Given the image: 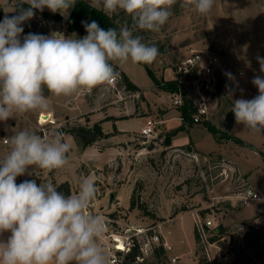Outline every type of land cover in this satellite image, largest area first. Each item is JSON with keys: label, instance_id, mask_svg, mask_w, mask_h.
Listing matches in <instances>:
<instances>
[{"label": "rangeland", "instance_id": "374dc122", "mask_svg": "<svg viewBox=\"0 0 264 264\" xmlns=\"http://www.w3.org/2000/svg\"><path fill=\"white\" fill-rule=\"evenodd\" d=\"M8 1L0 0L1 15L14 12V2ZM72 9L73 6L65 16ZM171 13L159 32L137 30L134 34L141 36L142 42L158 47L159 55L148 66L159 81L170 77L174 64L192 49L210 47L221 54V90L207 120L215 132L205 123L184 125L180 112L170 105L144 65L131 60L123 64L111 61L142 88V93L128 91L120 79L115 85L106 82L90 90L81 89L86 105L81 115L74 118L66 111L74 94L60 96L62 102L54 95V99L47 98L50 107L61 106L63 119L44 126L46 137L62 131L63 140L71 145L69 163L52 171L28 166L16 183L35 180L38 186L51 182L58 188L67 181L72 195L78 194L84 179L93 178L97 194L91 213L101 216L106 224L99 243L109 259L108 247L115 244L113 235L124 238L133 229L148 232L152 228L173 249L161 255L153 252L139 264H264V135L250 133L243 124L236 123L235 115L232 121L228 118L234 100H251L259 94L252 80L255 76L264 77L257 60V56L264 57V0H215L207 15L198 14L187 0H177ZM114 15L118 22L130 20L122 11ZM21 27V41L29 33L84 37L68 32L64 23L47 21L39 14ZM94 112L103 118L101 122L114 121L113 112L128 114L122 115L128 122L139 116L151 118L157 122L156 132L144 136L140 131H129L125 136H116L118 131L114 128L107 137L84 147L68 130L93 125ZM42 113L14 112L13 117L0 121V131L9 140L20 131L43 138L39 123ZM42 118L48 117L43 114ZM169 118L170 123L162 122ZM180 126L184 130L174 133ZM10 150V143L0 140V161ZM250 187L259 198L245 202L242 196ZM59 192L64 194V190ZM112 193L115 196L111 202ZM212 218L223 230L213 235L215 245L209 247L208 260L199 239L195 240V229ZM10 235V231L0 233V241L6 242ZM220 252L228 259H220ZM174 255L180 256L178 263L171 261ZM128 262L125 259L123 264Z\"/></svg>", "mask_w": 264, "mask_h": 264}, {"label": "clouds", "instance_id": "9594fccd", "mask_svg": "<svg viewBox=\"0 0 264 264\" xmlns=\"http://www.w3.org/2000/svg\"><path fill=\"white\" fill-rule=\"evenodd\" d=\"M177 0H90L91 7L112 17L119 12L131 19L104 30L95 22L85 24L83 38L29 33L20 36L21 25L34 16V9L59 12L62 16L76 0H27L30 6L0 22V121L13 113L47 111L45 90L54 96H71L116 79L110 61L123 64L152 63L159 54L155 44L144 43L137 30L159 32L171 16ZM200 15H207L215 0H187ZM264 73V57L257 56ZM231 76V74H228ZM252 83L259 94L251 100L233 101L237 124L250 133L264 135V77ZM10 152L0 161V264H110L99 241L106 232L101 216L88 211L96 198L94 179H84L78 194L64 195L51 183L35 180L19 184L16 178L28 166L52 171L69 163L71 145L57 133L41 137L29 131L15 133ZM35 172V169H34ZM32 174V173H30ZM35 174L39 175V172Z\"/></svg>", "mask_w": 264, "mask_h": 264}, {"label": "built area", "instance_id": "2783aa9c", "mask_svg": "<svg viewBox=\"0 0 264 264\" xmlns=\"http://www.w3.org/2000/svg\"><path fill=\"white\" fill-rule=\"evenodd\" d=\"M222 66L223 60L220 53L210 47H202L192 49L186 57L176 62L171 68L170 77H166L164 81L173 83L174 90H166V94L170 105L179 111L186 102L190 104V121L185 122V125L205 123L210 118L212 103L219 91V84L222 82ZM239 74L243 75V71H239ZM118 79H120L119 75H117L116 79L107 83L115 85ZM68 104L71 105L72 101H69ZM42 115L39 116V123L43 127L41 131L45 135L44 126L47 123H52L53 120L49 119V117L43 119ZM156 124L157 122L154 119L147 118L141 128V134L144 136L155 134ZM0 140L4 144H9V139L3 130L0 131ZM258 198V193L252 187L248 188L242 196V200L245 202ZM92 206L93 203L91 202L88 209L89 212H91ZM197 226L199 243L205 252L204 255L210 260L211 253L209 247L215 245L214 241L212 242L210 238L219 229L213 218L207 219L203 224L201 223ZM128 231L131 230L129 229ZM133 231L131 234L125 235L124 238L113 235L115 244L112 247H108L110 263L123 264L125 255L135 246L139 248L140 252L136 257V261L138 262L144 261L155 249L161 247L165 251L173 249V246L162 238V234L154 231L152 228H148V232L141 229H133ZM120 244H122V248H119ZM219 258L225 261L228 259V256L224 252H220ZM179 260L180 256L178 255L171 257L173 263H178Z\"/></svg>", "mask_w": 264, "mask_h": 264}, {"label": "trees", "instance_id": "16d2710c", "mask_svg": "<svg viewBox=\"0 0 264 264\" xmlns=\"http://www.w3.org/2000/svg\"><path fill=\"white\" fill-rule=\"evenodd\" d=\"M14 2L15 10L12 13L7 14V16H13L17 15L21 9H27L30 7L27 2L22 0H9L8 3L11 4ZM35 14L42 15L45 20L47 21H53L57 20L61 23H64L66 25V30L68 32H75L77 34H84L86 32L85 24H90L91 22L95 21L100 28L104 30H108L110 28H116L119 30L118 26L122 23H124L122 20L121 22H118V17L116 15H113L112 17L106 16L102 11H98L97 9L91 7L90 3L87 0H76L75 5L73 6V9L68 17L62 16L59 12L53 13L50 11H40L38 9L33 10ZM4 15L0 14V22L3 21ZM130 19V18H129ZM129 25L131 24V19L128 21ZM160 53V52H159ZM159 55V54H158ZM112 64V62L110 61ZM144 65L149 73V75L154 79L156 85L160 87L162 90L172 91L174 90V84L171 82L166 81H159L156 76L152 73L150 67L148 64L141 63ZM113 66V64H112ZM114 70L118 73L120 76L121 83L126 87L129 91H138L139 87L133 83L130 78L120 69L113 66ZM219 90H221V83L219 84ZM45 94H48L45 93ZM181 113V117L185 122L190 121V104L185 103L184 106L179 111ZM114 120L116 118L112 117ZM229 121H232L234 118V113L231 111L228 115ZM101 121L95 122L93 125L89 126H74L68 130V133L72 134L75 138L78 139L79 142L82 143L84 147L94 144L98 139L107 137L109 134L105 133L103 130V127L101 125ZM206 126L211 132H215V127L210 124L208 121L205 122ZM185 125V124H184ZM184 130V126H180L177 128L174 133H177L178 131ZM64 190V195H71V186L69 182L65 181L62 182L58 188L57 191ZM132 207H134L132 205ZM219 231L216 234H219L222 232L223 228L222 226H219ZM198 232L195 229V240L198 242ZM211 241H214V238H210ZM165 252V250L161 247L159 249H155L154 253L156 255H161ZM139 248L134 247L130 252H128L125 255V259L128 262V264H139L141 262L136 261V257L139 255Z\"/></svg>", "mask_w": 264, "mask_h": 264}, {"label": "crops", "instance_id": "0c3cea01", "mask_svg": "<svg viewBox=\"0 0 264 264\" xmlns=\"http://www.w3.org/2000/svg\"><path fill=\"white\" fill-rule=\"evenodd\" d=\"M22 1L27 2V0H22ZM44 10L50 11L48 8H44ZM10 12L12 13L13 11H10ZM64 17H67V16L64 15ZM84 36H85V33H84ZM115 67L120 69L118 66H115ZM120 70L123 71L130 78V76L124 70H122V69H120ZM130 80L139 87V90L135 91V92L142 93V91H141L142 88L136 82H134L131 78H130ZM135 92H133V93H135ZM163 92H164V94H166L165 90H163ZM145 93H146V91H145ZM48 94L49 95L46 94V98L54 99V96L51 93H48ZM58 100H59V102H62V99L60 98V96L58 97ZM69 101H72L71 105L68 104ZM68 102H67L66 111L69 113V115H71L72 118H74L75 116L81 115V111L86 105V101H85L83 94L80 91H78L77 93L74 94L73 99L68 100ZM60 107L61 106H59V105L58 106L55 105V106H53V108L50 107L47 111H41V112H43L42 114L47 115V117H49V119H52L53 124H56V123H59V121H61L63 119V116H62L63 110ZM177 112L179 113V110H177ZM98 115H100L98 112L97 113L94 112L91 115V120L93 122L102 121L103 118L98 116ZM112 115L115 116V118H116L114 121H103L101 123V125H102L105 133H109L112 131V129L116 128V130L118 131V134L116 136H125L128 134L129 131H140L141 132V128L146 121L145 120L146 118L144 116L136 117L133 122H128L127 118L122 119V117H124L122 115H128V114H122L121 115V114H117V113L113 112ZM80 119H82V118H80ZM171 120L172 119L169 118L167 120H163L162 122L170 123ZM137 121H140L139 125H137L138 124ZM61 133H62V131H60V134ZM45 137H46V134H45Z\"/></svg>", "mask_w": 264, "mask_h": 264}, {"label": "water", "instance_id": "95a60500", "mask_svg": "<svg viewBox=\"0 0 264 264\" xmlns=\"http://www.w3.org/2000/svg\"><path fill=\"white\" fill-rule=\"evenodd\" d=\"M114 196H115V195L112 193V194H111V198H110V201H111V202L113 201Z\"/></svg>", "mask_w": 264, "mask_h": 264}, {"label": "bare ground", "instance_id": "6f19581e", "mask_svg": "<svg viewBox=\"0 0 264 264\" xmlns=\"http://www.w3.org/2000/svg\"><path fill=\"white\" fill-rule=\"evenodd\" d=\"M119 241V239H117ZM119 248H122V244H120Z\"/></svg>", "mask_w": 264, "mask_h": 264}]
</instances>
